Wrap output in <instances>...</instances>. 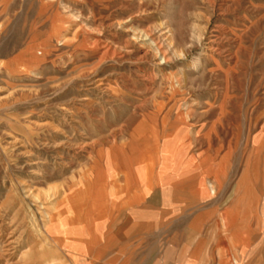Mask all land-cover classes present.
Listing matches in <instances>:
<instances>
[{"label":"rangeland","instance_id":"obj_1","mask_svg":"<svg viewBox=\"0 0 264 264\" xmlns=\"http://www.w3.org/2000/svg\"><path fill=\"white\" fill-rule=\"evenodd\" d=\"M101 177L264 202V0H0V264H86Z\"/></svg>","mask_w":264,"mask_h":264},{"label":"crops","instance_id":"obj_2","mask_svg":"<svg viewBox=\"0 0 264 264\" xmlns=\"http://www.w3.org/2000/svg\"><path fill=\"white\" fill-rule=\"evenodd\" d=\"M99 184V234L95 248L85 257L86 264H264V202L259 185L250 189L244 185L238 191L234 186L232 196L224 201L212 196L223 187L207 196L192 188H177L172 192L176 211L166 214L161 191L160 204L154 205L153 189L141 199L134 193L118 197L114 187V198L105 192L115 185L113 180L108 183L101 177ZM247 191L254 192L255 198L239 216L232 208L239 193ZM189 210H193L191 217H183L169 237L161 235L169 219ZM155 233L160 236L154 237Z\"/></svg>","mask_w":264,"mask_h":264},{"label":"bare ground","instance_id":"obj_3","mask_svg":"<svg viewBox=\"0 0 264 264\" xmlns=\"http://www.w3.org/2000/svg\"><path fill=\"white\" fill-rule=\"evenodd\" d=\"M165 57V56H164Z\"/></svg>","mask_w":264,"mask_h":264}]
</instances>
